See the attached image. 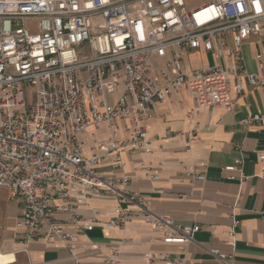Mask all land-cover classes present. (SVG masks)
<instances>
[{
    "label": "built area",
    "instance_id": "1",
    "mask_svg": "<svg viewBox=\"0 0 264 264\" xmlns=\"http://www.w3.org/2000/svg\"><path fill=\"white\" fill-rule=\"evenodd\" d=\"M249 42L257 46L253 73L241 52ZM194 52L216 63L186 69L185 56ZM246 86L264 91V0H208L193 8L185 0H0V191L20 203L18 244L56 242L72 264H83L75 245L98 225V213L83 217L74 202L111 198L117 205L109 226L139 218L183 253L199 227L175 224L132 192L122 153L148 151L155 103L186 89L188 117L214 107L229 111ZM104 162L111 176L99 172ZM239 165L224 170L241 177ZM185 173L204 179L192 166ZM207 253L234 264L218 249ZM105 263H118L117 248Z\"/></svg>",
    "mask_w": 264,
    "mask_h": 264
},
{
    "label": "crops",
    "instance_id": "2",
    "mask_svg": "<svg viewBox=\"0 0 264 264\" xmlns=\"http://www.w3.org/2000/svg\"><path fill=\"white\" fill-rule=\"evenodd\" d=\"M256 51L254 42L241 49L249 73L255 72ZM214 63L203 52L184 59L190 70ZM191 104L186 89L155 103L147 124L148 151L123 152L122 161L129 189L142 195L154 213L181 226L199 227L193 242L180 254L175 246L162 244L160 235L139 218L125 227L109 226L117 202L93 198L87 204L74 202L83 217L93 210L98 213V225L80 234L75 245L83 264H106L114 248L117 264H149L145 257L150 253L183 258V264H222L207 253L210 249L230 255L234 264H264V91L246 86L241 96L233 98L229 111L214 107L188 117ZM256 114L261 120L249 122ZM236 162L241 177L224 170ZM189 166L202 172L204 179L191 181L185 173ZM99 172L111 176L109 162L102 163ZM20 208L18 200H9L7 190L0 191V225L5 231L0 237V264H72L69 252L56 242L35 241L25 249L18 244L14 222ZM56 219L63 223L66 217ZM63 228L71 229L66 224Z\"/></svg>",
    "mask_w": 264,
    "mask_h": 264
},
{
    "label": "rangeland",
    "instance_id": "3",
    "mask_svg": "<svg viewBox=\"0 0 264 264\" xmlns=\"http://www.w3.org/2000/svg\"><path fill=\"white\" fill-rule=\"evenodd\" d=\"M206 1H208V0H198L197 2H191L190 0H185V2H186V6L188 7V8H193V7H196V6H198V5H201V4H203V3H205ZM209 57H211L210 55H209ZM193 61V59L190 57L189 58V62L191 63ZM13 202V201H12ZM0 212H1V210H0ZM6 261H9V260H6ZM13 262V261H12ZM12 264V263H11Z\"/></svg>",
    "mask_w": 264,
    "mask_h": 264
},
{
    "label": "bare ground",
    "instance_id": "4",
    "mask_svg": "<svg viewBox=\"0 0 264 264\" xmlns=\"http://www.w3.org/2000/svg\"><path fill=\"white\" fill-rule=\"evenodd\" d=\"M191 2H197L198 0H190Z\"/></svg>",
    "mask_w": 264,
    "mask_h": 264
}]
</instances>
